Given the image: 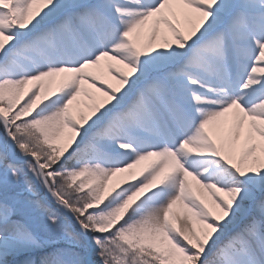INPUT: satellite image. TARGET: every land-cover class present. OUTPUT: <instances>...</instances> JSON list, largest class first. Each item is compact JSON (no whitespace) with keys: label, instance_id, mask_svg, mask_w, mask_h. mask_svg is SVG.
<instances>
[{"label":"snow or ice","instance_id":"snow-or-ice-1","mask_svg":"<svg viewBox=\"0 0 264 264\" xmlns=\"http://www.w3.org/2000/svg\"><path fill=\"white\" fill-rule=\"evenodd\" d=\"M0 264H264V0H0Z\"/></svg>","mask_w":264,"mask_h":264}]
</instances>
